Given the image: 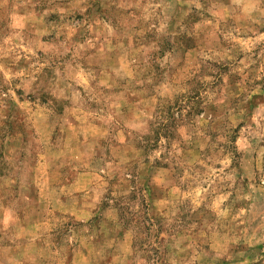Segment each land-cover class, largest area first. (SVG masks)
Here are the masks:
<instances>
[{
    "label": "rangeland",
    "instance_id": "1",
    "mask_svg": "<svg viewBox=\"0 0 264 264\" xmlns=\"http://www.w3.org/2000/svg\"><path fill=\"white\" fill-rule=\"evenodd\" d=\"M0 264H264V0H0Z\"/></svg>",
    "mask_w": 264,
    "mask_h": 264
}]
</instances>
